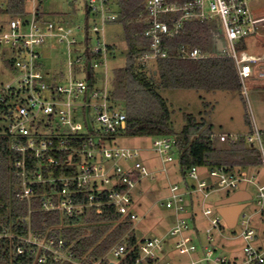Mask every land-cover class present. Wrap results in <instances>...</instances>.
I'll return each mask as SVG.
<instances>
[{
	"label": "built area",
	"instance_id": "obj_1",
	"mask_svg": "<svg viewBox=\"0 0 264 264\" xmlns=\"http://www.w3.org/2000/svg\"><path fill=\"white\" fill-rule=\"evenodd\" d=\"M69 1L73 8L75 3L78 7L84 2L90 21L88 26L85 22L84 42L77 45L82 50L81 54L75 60H68L67 83L49 79L47 72L39 68L37 61L41 55L38 48L50 36L58 35L67 41L69 48H76L74 45L78 44L77 38L70 36L73 29H66L64 22H55L40 15L32 3L27 18L21 14L11 15L0 33V54L7 51L3 56L12 60L13 67L9 69L14 75L12 82L0 86V126L2 131L12 135L11 149L23 153V158L15 162L18 177L16 190L21 199L30 201L34 195V184H49L51 191L43 196L40 209L60 211L64 218L62 226L72 225L76 218L83 220L92 218L95 213L102 214L105 205H113L118 213L131 216L136 223L142 216L135 210V188L142 178H155V171H150L139 160L142 154L140 148L117 145L107 139L102 143V134L121 135L124 132L127 115L121 106L114 105L110 99L108 77L104 86L97 85L92 89L89 85V68L95 71L96 68L108 65L106 27L117 20L119 14L113 8L111 0ZM250 1L143 0V16L147 23L143 35L149 39V50L141 56L140 61L145 65L158 58H167L170 55L165 44L167 38L184 34L189 23L209 22L218 34L216 45L222 44V48L216 52L218 48L215 46V50L205 52L202 46L187 41L179 45L177 55L187 59L210 56L232 58L242 81V93H247L246 80L253 78L254 64L264 63V54L256 55L237 49L239 42L256 34L260 27L261 20L254 16ZM77 28L81 26L78 25ZM74 64L82 65L77 70V75L84 73V79L73 74ZM256 79L264 80L263 67L258 71ZM45 92H48L47 98ZM84 110L89 112L91 123L95 119L101 123L102 132L92 124L94 131L97 130L98 133L90 131L85 122ZM43 116L48 117V121H44ZM42 125H50L58 130L55 133L58 145H53L48 136L39 132ZM77 139L79 144L76 145L74 140ZM176 142L177 138L173 135L154 136L153 146L161 157L165 172L166 165L176 159ZM246 142L256 149L259 164L264 168V132L254 126L247 134ZM65 150L77 152L85 158L78 164V172L56 176L50 171L45 175L44 166L51 168L58 164L56 154ZM28 151H33L39 161L37 168L32 170L28 168L26 161ZM132 159H136L132 166L124 167L121 163ZM133 170L139 172L137 179L129 175ZM210 175L214 177L212 182L201 176L199 166H192L186 170L182 183H170V194L162 204L175 211V222L163 235L139 238L134 243L138 256L131 264H181L166 259L170 247L169 235L176 236L173 249L190 257L189 262L182 264H264V229L251 224L253 215L264 211V182L257 183V175L247 177L243 172L223 165L210 167ZM242 181L255 184L257 193H251V199L239 215L237 225L243 227L241 232L227 236L223 217L216 206L213 208L208 204V199L220 190L233 189L234 192L242 189ZM58 185L61 186L60 189L57 188ZM119 185L126 188L120 190L117 187ZM83 191L88 192L87 199L76 200L75 194ZM196 196L201 198L197 200ZM255 199L258 210L248 214L245 209ZM199 200L202 215L211 223L204 230L208 240L205 244L201 243L200 231L196 227L194 230L198 235V243L190 241L186 236L192 228L190 218L196 213L193 209ZM31 211L30 208L29 212ZM30 218L29 214L23 218V222L30 223ZM214 230L229 239L241 237L245 241V259L241 261L229 254L217 258L216 251L220 247L213 243L216 239ZM4 238L12 241L13 260L17 263L20 261L16 256H29L33 258V264H88L76 257V241L56 232V227H49L44 232H35L30 227L27 234L23 235L11 232L3 225L0 228V243ZM195 252L200 253L199 257L192 255ZM128 253V235H125L92 264H123Z\"/></svg>",
	"mask_w": 264,
	"mask_h": 264
},
{
	"label": "trees",
	"instance_id": "obj_2",
	"mask_svg": "<svg viewBox=\"0 0 264 264\" xmlns=\"http://www.w3.org/2000/svg\"><path fill=\"white\" fill-rule=\"evenodd\" d=\"M42 1H39L37 9L39 14L44 16L46 11L42 9ZM31 2L32 0H0V33L5 29L11 15L21 14L27 18L32 9ZM113 8L119 14L116 22H120L123 27L127 56L125 65L114 67L108 75L110 99L114 105L121 106L127 115V127L121 135L176 136L178 164L183 177L186 175V170L192 166L223 165L233 169L234 163L229 162L227 157L236 151L257 153L253 148L245 149L243 138L233 143L229 150H217L213 146L209 126H205L204 121H199L197 116L191 113L184 115L186 123L181 132L177 133L169 104L159 91V87L205 91L242 89L235 61L232 58L210 56L203 59H187L177 55L179 45L187 41L202 46V49L208 52L211 47V24L192 22L187 25L184 34L167 38L165 44L170 55L167 58H158L156 68L147 71L146 64L140 61L141 56L149 50V39L143 35L147 28L146 18L143 16L145 12L143 0H117L116 7ZM85 17L88 26L90 20L87 9ZM117 45L107 40L109 58L114 56ZM3 54H7V51L4 50ZM3 57L6 65L9 68L13 67L12 60ZM89 69L91 71L89 85L93 89L97 86L98 79L94 69ZM89 116V112L84 110L85 122L90 127V131L98 133L91 126ZM246 118L249 122L248 117ZM41 127L39 132L48 136L53 145H58V138L55 135L58 130L51 127L50 131H41ZM106 138V134H102V143L106 142ZM78 139L74 140V144H79ZM110 139V142H113L112 137ZM11 140L12 135L2 131L0 126V228L4 225L11 232L24 235L30 227L35 232H44L49 227H56V232L63 233L69 240L76 241L74 245L76 257L82 258L88 264L100 259L117 241L128 235L129 253L122 263L131 264L136 259L138 251L134 248V243L138 240V234L135 221L129 215L122 216L113 205H105L102 214L95 213L92 218L83 220L76 218L72 225L62 226L64 218L60 211L40 209L43 196L51 191L49 184H34L32 199L30 201L21 199L16 190L18 177L15 162L23 158V153L11 149ZM56 157L58 164L51 168L44 166L45 175L50 171L56 176L76 174L78 164L85 159L81 154L70 150L60 151ZM26 161L29 169L37 168L39 161L33 151L27 152ZM129 175L137 179L139 172L133 170ZM117 187L120 190L126 188L124 185ZM57 188L60 189L61 186L58 185ZM75 197L78 201H84L88 197V192L76 193ZM29 214L30 223L23 222V218ZM11 242L10 238L2 239L0 264H33V258L29 256H16L20 262H15Z\"/></svg>",
	"mask_w": 264,
	"mask_h": 264
},
{
	"label": "rangeland",
	"instance_id": "obj_3",
	"mask_svg": "<svg viewBox=\"0 0 264 264\" xmlns=\"http://www.w3.org/2000/svg\"><path fill=\"white\" fill-rule=\"evenodd\" d=\"M40 0H33L31 2L38 6ZM69 0H43L42 9L46 11V18L55 22H64L66 29L72 28L73 32L70 34L71 37H76L78 44L74 46L76 48H69L66 40H62L60 36L53 35L47 38L46 42L41 45L38 50L41 55L37 60L39 68L44 72H47L49 79H54L56 82L67 83L69 74L68 60H75L80 54L81 49L77 48L82 45L85 37V16L86 6L83 2L75 8L70 5ZM250 7L254 15H264V0H251ZM218 28L221 27L218 20ZM78 25L81 28H77ZM106 39L109 42L117 43L118 47L115 49L113 57L110 56L107 67H100L95 69L97 73V85L104 86L107 82V77L111 74L114 67L123 66L126 63V48L124 44V32L120 22H114L108 24L105 33ZM95 39V38H94ZM218 39V34L215 29L211 30L210 34V46L215 49ZM242 45L237 44V49H245L249 53L262 54L264 53V38L259 33L247 36L243 40ZM78 45V46H77ZM218 52V50H216ZM216 52H214L216 54ZM255 65V64H254ZM82 67L81 64H74L72 67L73 74L80 79H84L85 74L77 75V70ZM259 67V65H257ZM156 68V61H151L146 64V69L152 70ZM260 68V67H259ZM49 73V74H48ZM14 75L4 61L3 54H0V86L5 83L13 81ZM157 81V80H156ZM158 82V81H157ZM247 93L242 95L240 92H205L203 90L195 89H165L159 87L161 95L167 100L170 110L174 128L177 133H180L183 126L185 125L184 115L191 113L197 116L199 120L206 117H210L214 122V133L225 134L229 139L236 140L238 138H246L248 134V125L246 123L247 114L250 120H253V113H257V101L254 100L251 93L250 81L247 79ZM46 98L48 92H45ZM210 103V105L207 104ZM212 105L215 106L213 110ZM209 113V116H208ZM202 116H201V115ZM44 121H48V117L43 116ZM96 129H101V123L97 122L96 119L91 123ZM220 124L223 125L220 128ZM51 126L41 127V131H50ZM102 132V129H101ZM107 141H110L111 137L113 143L117 145H124L131 148H140L141 156L140 159L150 171H155V178L144 177L135 188L134 197L136 199L135 210L142 216L141 220L135 223L136 232L138 239L142 237L152 235H163L167 226L173 225L176 219V213L172 208H168L162 203L166 197L170 194V183H182L183 176L178 164V158L166 165L167 171H163V164L159 153L154 149L153 142L154 136H125V135H111L106 134ZM249 144V143H248ZM256 155V154H255ZM257 156V155H256ZM228 161L234 163L235 156L229 155ZM138 159V158H136ZM136 159L130 161H121L124 167L132 166ZM243 163V157L237 158ZM234 168V167H233ZM235 169V168H234ZM201 176L206 178L209 182L214 181V177L210 175V167H200ZM244 175L250 177L251 175H257V183L264 182V168L259 163L254 164L249 170L243 172ZM240 188L248 189L253 195L257 193V186L248 181H242ZM233 192V189H224L214 192L208 199V204L215 208L214 202L216 198H225L229 193ZM197 200L201 198L196 196ZM258 210L256 205V199L247 206L245 211L251 214ZM196 213L190 218L192 228L186 233L187 238L190 241L198 243V235L195 233L196 229L200 228V239L201 243L205 244L208 242L205 235V228L210 226L211 223L207 217L202 215L200 206V200L198 205L193 209ZM214 215V213L212 214ZM197 217V221H196ZM224 225V222L222 221ZM251 224L254 227L264 229V211L253 215L251 218ZM242 226L238 224L234 228L225 227V235H237L241 232ZM215 240L213 243L218 244L220 247L216 251V257L219 258L224 254H229L233 257H237L239 260L245 259V253L243 247L245 241L241 238L229 239L228 237L221 236L217 230L213 231ZM176 236L169 235V246L171 249L174 248V242ZM200 247V246H199ZM193 256L199 257L200 253L195 252ZM166 259H172L176 263H187L190 261V257L187 254H182L178 250H171Z\"/></svg>",
	"mask_w": 264,
	"mask_h": 264
},
{
	"label": "crops",
	"instance_id": "obj_4",
	"mask_svg": "<svg viewBox=\"0 0 264 264\" xmlns=\"http://www.w3.org/2000/svg\"><path fill=\"white\" fill-rule=\"evenodd\" d=\"M111 1H112L113 7H116L117 0H111ZM46 15L47 14H45V16ZM254 16L257 18H260V20H261L260 27H259V30L257 33H259V35L263 36V38H264V15H259V16L254 15ZM114 22H116V20ZM114 22H110L109 24L114 23ZM242 43H243V41L239 42L240 45H242ZM216 46L218 48V51L222 48V44H219V45L217 44ZM210 50H213V48H211ZM242 50H245V49H242ZM246 52H248V51H246ZM251 54H254V53H251ZM262 54H264V53H262ZM262 54H256V55H262ZM257 65H259L260 68H262V67L264 68V63L263 64H255L254 65L253 78H249L250 86L252 87L251 93H252L254 100L257 101L258 107H257L256 115H254V113H253V116H252L253 120L252 121L250 120V118L247 114V117L249 120V122H247V118H246V123L248 125V133H250L252 131V128L254 126H256L262 132H264V80H257L256 79V77L258 75V71L260 70V68L257 67ZM237 72H238V70H237ZM240 81H241V79H240ZM241 84H242V81H241ZM203 91H205V90H203ZM215 91L240 92V94L243 97L242 89L240 91L214 90V91H205V92H215ZM207 104L210 105L209 102H207ZM212 108L214 110L215 106L212 105ZM208 116H209V113H208ZM199 121H204L206 124L205 126H209L210 132H211V140L213 142L214 148H216L217 150H229L231 148L232 144L237 142L240 139V138H238L236 140H231L223 133H221V134L214 133L215 125H214V122L212 121V119H210V117H208V118L204 117L203 118V116H202V119ZM220 126H221L220 128L223 127L222 124H220ZM243 139H244V143H245V149H247V150L252 149L251 146L246 142V138H243ZM255 154L258 155L257 153H255ZM255 154L250 153V152H245L244 150L236 151L235 153H233L232 155L235 156V160L233 161L235 169L233 168V170L238 171V172H244L246 170H249L254 164L259 163L258 156H256ZM238 157H241V158L243 157V160H241V161H244V162L243 163L237 162V161H240L237 159ZM242 189H245V188H242ZM246 190H248V189H246ZM217 200H219V198L215 199L214 204L217 202ZM196 221H197V217H196ZM171 226H172V224H171ZM171 226L170 227L167 226L166 228H163L165 230V233L171 228ZM196 230L201 232L200 228H198ZM168 249H169V252L172 250L170 247Z\"/></svg>",
	"mask_w": 264,
	"mask_h": 264
},
{
	"label": "water",
	"instance_id": "obj_5",
	"mask_svg": "<svg viewBox=\"0 0 264 264\" xmlns=\"http://www.w3.org/2000/svg\"><path fill=\"white\" fill-rule=\"evenodd\" d=\"M251 197L252 194L250 191L246 189H239L230 193L225 198L217 200L215 203L217 211L221 214L229 228L236 227L239 215L246 207V204Z\"/></svg>",
	"mask_w": 264,
	"mask_h": 264
}]
</instances>
